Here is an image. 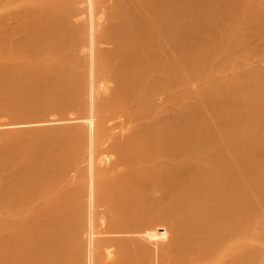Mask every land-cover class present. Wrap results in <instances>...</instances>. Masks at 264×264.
Listing matches in <instances>:
<instances>
[{
	"label": "bare ground",
	"instance_id": "6f19581e",
	"mask_svg": "<svg viewBox=\"0 0 264 264\" xmlns=\"http://www.w3.org/2000/svg\"><path fill=\"white\" fill-rule=\"evenodd\" d=\"M209 1L0 0V264H260L264 57L198 75L264 0Z\"/></svg>",
	"mask_w": 264,
	"mask_h": 264
},
{
	"label": "rangeland",
	"instance_id": "374dc122",
	"mask_svg": "<svg viewBox=\"0 0 264 264\" xmlns=\"http://www.w3.org/2000/svg\"><path fill=\"white\" fill-rule=\"evenodd\" d=\"M196 1H199V0H196ZM215 3L216 2L213 1V0H210L208 2V4H209L210 7H213L215 5ZM212 14L213 13H209V17L211 18V20L218 19V16H219L218 13L214 12V14L213 15ZM229 14L230 15H232V14L233 15H236L237 13H236V10H234V8H233V11L229 12ZM213 32H214V30H213ZM221 32L222 31L219 30V33H221ZM233 32H235V30H233V28H230V29H228V33H226V35H228L229 38H232V37H234L236 35V33L234 34ZM201 36H203V38L206 40V37L207 36H205L204 34H202ZM255 40H257L255 37L249 36V38L247 40H245V41L246 42H250V45L247 44L248 46H252V45H255L254 44V41ZM221 42L222 43H220V44L218 43L217 46H216V48L218 50L217 51L215 50V56L212 57L210 55L209 58L206 60V64H208V65L210 64L211 65L212 63H214L213 64L214 67L213 66L210 67V69H208L207 71H205L206 69H203V71H202L203 73H201V74L198 75L199 78H202L204 76H210V75L211 76H214L215 75L214 76L215 78H219V76H220V78H221V77L225 76V73L224 74L220 73V71L223 72L222 69H225L224 66H226V68H227L224 71V72H226V74H228V73L229 74H233L232 72H236V68H235L236 66H233L231 64H235L236 65L237 64L236 61H238V64L242 65V64L248 63L250 61L258 60V59H260L259 57H261V56L264 57V47H262L261 50L256 51V52L255 51H249V52H245V53H243V52H240L239 53L238 50L234 49V51L232 52L233 55L229 56L228 59L225 62L220 63L221 64L220 65L219 63L214 62V61H216V58L217 57L220 58V57H222L224 55V53L225 54L227 53V50H226L227 48L224 45V42L223 41H221ZM221 54H222V56H220ZM214 57H215V59H214ZM215 63L217 64V66L215 65ZM230 65L233 66V67L231 68ZM222 66L224 68H222ZM228 67H230V68H228ZM228 70H229V72H228ZM217 72H219V73H217ZM220 74H222V75H220ZM228 82L232 83L233 81L230 79V81H228ZM39 117L40 116H37L36 118H39ZM248 226H249V224L247 222V224L245 225V227L248 228ZM262 237H263V232H261V231H258L257 234H253V233L251 234L250 233V234H248V235L245 236V242L247 244L249 243V246H251L254 250H256L257 252H259L258 253V255H259L258 261H259L260 264L264 263L263 262L264 261V244H263L262 239H261ZM262 255H263V257H262Z\"/></svg>",
	"mask_w": 264,
	"mask_h": 264
}]
</instances>
